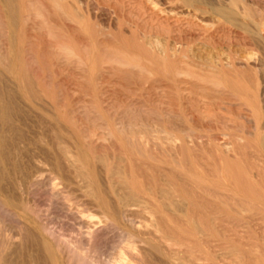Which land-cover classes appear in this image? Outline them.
<instances>
[{
  "label": "bare ground",
  "instance_id": "bare-ground-1",
  "mask_svg": "<svg viewBox=\"0 0 264 264\" xmlns=\"http://www.w3.org/2000/svg\"><path fill=\"white\" fill-rule=\"evenodd\" d=\"M44 175L114 264H264V0H0V206Z\"/></svg>",
  "mask_w": 264,
  "mask_h": 264
},
{
  "label": "rangeland",
  "instance_id": "rangeland-1",
  "mask_svg": "<svg viewBox=\"0 0 264 264\" xmlns=\"http://www.w3.org/2000/svg\"><path fill=\"white\" fill-rule=\"evenodd\" d=\"M185 183L186 188H188L187 186L191 188L189 182ZM50 184V176L47 175L27 183L21 192L25 206L22 211V213L25 212L22 214L24 219L15 215L16 212L0 206V264H13V262L14 264H50L40 248L41 241L48 243L52 251H55L59 264H114L119 251L130 240L128 235L114 226L103 227L88 235V227L81 221L80 213L76 209L82 208L78 194L71 188L60 186L57 190L53 189ZM70 190L71 192H69ZM234 215L232 218L237 217L238 219H229L230 225L227 222L231 230L248 226L253 233H259L258 226L262 220L258 219L256 215L253 217L248 215V218H239L240 216ZM229 226L227 227L230 229ZM216 235L213 234V236ZM219 235L216 238L222 236V234ZM147 253H142L144 255L137 259L138 263L151 264L155 261Z\"/></svg>",
  "mask_w": 264,
  "mask_h": 264
}]
</instances>
